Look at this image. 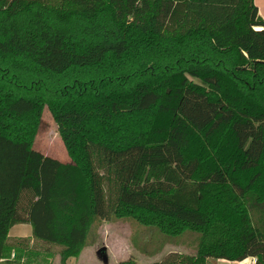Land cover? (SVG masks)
Wrapping results in <instances>:
<instances>
[{"label":"trees","instance_id":"trees-1","mask_svg":"<svg viewBox=\"0 0 264 264\" xmlns=\"http://www.w3.org/2000/svg\"><path fill=\"white\" fill-rule=\"evenodd\" d=\"M45 105L69 162L32 146ZM251 196L264 203L254 0H0V260L15 223L65 264L113 215L197 232L192 253L146 264H264Z\"/></svg>","mask_w":264,"mask_h":264},{"label":"rangeland","instance_id":"rangeland-1","mask_svg":"<svg viewBox=\"0 0 264 264\" xmlns=\"http://www.w3.org/2000/svg\"><path fill=\"white\" fill-rule=\"evenodd\" d=\"M190 78L198 80L196 77ZM32 146L62 162L71 160L57 123L46 105L42 109ZM248 200V204H252V220H255L259 217L255 214L264 208V203H258L253 196ZM8 236L11 245L0 264H62L59 246L34 237L30 223H15L9 228ZM195 236L197 232L191 230L169 235L154 225L142 224L130 217L110 215L90 225L86 245L79 254L68 257L65 264H118L128 258L135 263L146 264L174 252L192 253ZM101 246H104L106 260L98 253ZM217 259L210 260L213 264H252L255 257L249 256L244 260Z\"/></svg>","mask_w":264,"mask_h":264},{"label":"crops","instance_id":"crops-1","mask_svg":"<svg viewBox=\"0 0 264 264\" xmlns=\"http://www.w3.org/2000/svg\"><path fill=\"white\" fill-rule=\"evenodd\" d=\"M254 2L257 5L259 14L264 18V0H254ZM219 259H225V258H219ZM219 259H217V260H219ZM244 259H242V260H244Z\"/></svg>","mask_w":264,"mask_h":264},{"label":"water","instance_id":"water-1","mask_svg":"<svg viewBox=\"0 0 264 264\" xmlns=\"http://www.w3.org/2000/svg\"><path fill=\"white\" fill-rule=\"evenodd\" d=\"M98 253L101 255V257L106 260V255L104 253V246H101L99 249H98Z\"/></svg>","mask_w":264,"mask_h":264}]
</instances>
